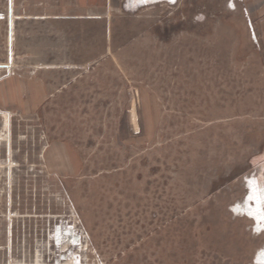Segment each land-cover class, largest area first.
<instances>
[{"label": "rangeland", "instance_id": "rangeland-1", "mask_svg": "<svg viewBox=\"0 0 264 264\" xmlns=\"http://www.w3.org/2000/svg\"><path fill=\"white\" fill-rule=\"evenodd\" d=\"M264 0H0V264H262Z\"/></svg>", "mask_w": 264, "mask_h": 264}, {"label": "snow or ice", "instance_id": "snow-or-ice-1", "mask_svg": "<svg viewBox=\"0 0 264 264\" xmlns=\"http://www.w3.org/2000/svg\"><path fill=\"white\" fill-rule=\"evenodd\" d=\"M264 180V177H262ZM249 188V194L246 199V203L249 201L255 202V207L249 206L248 215L256 218L258 223V229L264 228V183H259L255 178L247 181ZM261 257L264 258V251L261 252ZM264 264V261H262Z\"/></svg>", "mask_w": 264, "mask_h": 264}]
</instances>
